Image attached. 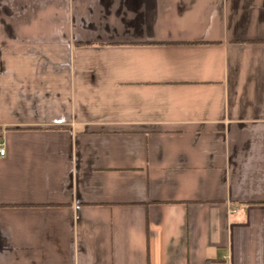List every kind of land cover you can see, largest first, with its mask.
I'll return each mask as SVG.
<instances>
[{
  "label": "crops",
  "instance_id": "0c3cea01",
  "mask_svg": "<svg viewBox=\"0 0 264 264\" xmlns=\"http://www.w3.org/2000/svg\"><path fill=\"white\" fill-rule=\"evenodd\" d=\"M0 264H264V0H0Z\"/></svg>",
  "mask_w": 264,
  "mask_h": 264
},
{
  "label": "built area",
  "instance_id": "2783aa9c",
  "mask_svg": "<svg viewBox=\"0 0 264 264\" xmlns=\"http://www.w3.org/2000/svg\"><path fill=\"white\" fill-rule=\"evenodd\" d=\"M5 153H6V148H5L4 144L0 142V155L3 156V155H5ZM211 264H222V263L219 261H216V262H213Z\"/></svg>",
  "mask_w": 264,
  "mask_h": 264
}]
</instances>
